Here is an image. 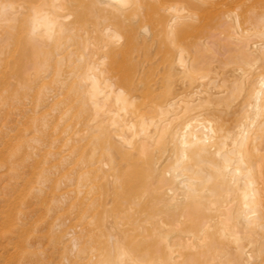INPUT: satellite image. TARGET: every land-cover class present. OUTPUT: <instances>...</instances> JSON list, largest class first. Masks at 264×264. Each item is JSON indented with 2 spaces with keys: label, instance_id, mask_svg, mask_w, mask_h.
<instances>
[{
  "label": "bare ground",
  "instance_id": "bare-ground-1",
  "mask_svg": "<svg viewBox=\"0 0 264 264\" xmlns=\"http://www.w3.org/2000/svg\"><path fill=\"white\" fill-rule=\"evenodd\" d=\"M42 1L6 0L0 23L22 25L28 50L56 45L47 68L58 75L66 63L78 80V166L61 195L52 190L65 208L54 222L51 212L48 228L68 225L47 241L53 263L264 264V0H239L241 14L226 8L230 0H91L100 25L79 26L80 34L74 19L82 9ZM199 7H209L211 25L187 45L179 32ZM148 10L157 29L140 19ZM123 37L143 46L128 55L127 64L138 63L131 74L110 63ZM1 38L6 71L14 43ZM70 38L80 47L64 59ZM145 47L163 64L155 78L146 75L153 66ZM23 59L16 72L13 64L10 74L0 70V107L17 103L29 120L28 105L42 101H33V85L44 76ZM43 98L57 102L55 94Z\"/></svg>",
  "mask_w": 264,
  "mask_h": 264
},
{
  "label": "rangeland",
  "instance_id": "rangeland-1",
  "mask_svg": "<svg viewBox=\"0 0 264 264\" xmlns=\"http://www.w3.org/2000/svg\"><path fill=\"white\" fill-rule=\"evenodd\" d=\"M5 1L6 0H0V10H2L5 5ZM24 1L31 3L39 2L40 0ZM70 1L75 3L74 5L76 7L73 5L74 8L78 9L79 7L82 9L80 10L81 12L77 14V19H74V25L79 34V29L82 26L87 29L99 27L98 25H100V22L97 20L98 13L91 5V0ZM207 1L209 4L216 6V3L220 0ZM39 3H44V1L41 0ZM241 4L239 0H230L226 8L236 14H241ZM208 8L209 7L195 8V13H197L196 19L191 20L190 22L192 23L193 21V23H189L187 27L179 32L178 38L180 41H184L183 43L187 45H192L202 37L204 32H207L209 29L208 25H211ZM141 16L140 19L143 18L141 19L142 21L148 24L150 23L152 27L157 29L159 21L156 19L154 11L148 10V12L142 13ZM97 23L99 24L97 25ZM113 24L119 26L120 29H118L121 37H127V33L120 22L113 21ZM0 25H2L0 26V39L5 36L7 40L13 41L10 43H14V45L12 44V46L10 45L8 48L10 50H7V48L5 49L8 55L5 56V59L7 57V61L4 59L6 61V66L7 63L9 66V68L7 66V70L9 71L10 68V70H13L15 66L16 72L19 68L18 65L24 66V63L21 62L22 58H24L23 60L25 63L28 62V65L31 63L30 66L33 67L32 63L39 53L36 59L38 60L39 58V60L33 63L35 64L34 69L39 70V73L44 76L37 84L33 85L32 90L33 101L35 102L41 97L42 101L39 103L33 102V105L29 104L27 107L29 110L23 106V108H20V110L26 109L27 116L31 119H21L22 112H20L18 108H15L18 107L17 103L14 109L8 107L2 110L0 107V264H54L53 262L57 259L54 260L52 256H56V254H54L55 252L47 241L54 243L55 237H58L59 233H65L68 230V225L62 226L60 230L54 231L55 233H52L51 229L48 228L52 219L51 212L57 210L56 214L58 213L53 217L52 221L54 222L63 215V211L60 210L65 208L62 201H58L56 198L55 201H53L51 194L53 189H56L57 193L60 195L63 193V190L67 187L68 177L74 175L78 166L77 154L74 151L75 144L72 139L76 130L81 126L80 124V126L78 125L79 120L76 117L78 107L76 100V83L78 80L76 77H71L73 67L68 66L67 68L66 63H64L63 71L59 72L61 75H55L52 69L49 70V68H47L48 61L51 59L50 56L52 54H58L56 45L54 46V44H50L45 40L46 44L44 41L38 53L33 50L31 51L30 48L28 50V48H26V43H24L25 40H22L20 35L22 25L15 23H0ZM189 37H192V39ZM197 37L198 40H196ZM127 38L123 37V45L115 46V49L113 47L109 54L112 70L123 74H129L133 69H136V65L138 64L135 61V64L134 62H129V65L127 64V62L130 61L128 59L129 53L134 50L139 51V49L143 47H141L139 42H132L134 37H131L129 41ZM157 39L162 41V37H158ZM2 40H0V43ZM70 40L68 46L60 51V57L64 59L70 57L72 52H75L76 49L78 50V47H80L77 40L71 38ZM19 43L22 44V46H20ZM15 45L16 47L13 48ZM24 45L26 46L24 47ZM17 49H21V51ZM144 49L147 51L146 47ZM147 53L148 51L145 53V59L150 62L153 69H155L151 70L150 66L146 75L151 71L148 74L150 76L153 75L152 77L155 78L154 76H156L159 71V67L161 69L163 64H161V60L151 61L153 59H151V57L154 56H150V54ZM19 54H22V58L19 57ZM29 54H32L31 56L33 57ZM123 54L124 56H121ZM28 55L34 60H29ZM18 57L20 59H18ZM13 59L14 62L17 61V63H14ZM54 63L57 65L56 62ZM133 64L135 65L134 67L132 66ZM153 64H155V66ZM1 69L3 68L1 67L0 70ZM31 69V71H34L33 68ZM8 71L7 74H10V71ZM118 74L120 75V73ZM145 77L148 79L151 78ZM21 94H23V92ZM53 94L57 96L56 101L61 103L60 105H58L57 102L50 103L44 101L43 97L46 98L48 95ZM29 113L32 114L33 117ZM60 117L62 118L61 120H59ZM42 202H45V204L42 205ZM38 220L40 223L36 225L35 223ZM19 238H21L19 243L20 247H18L19 249L17 247L14 248ZM52 246L54 245L52 244Z\"/></svg>",
  "mask_w": 264,
  "mask_h": 264
}]
</instances>
